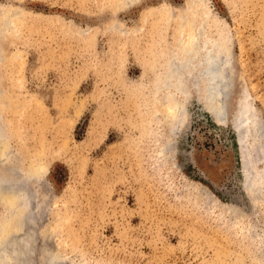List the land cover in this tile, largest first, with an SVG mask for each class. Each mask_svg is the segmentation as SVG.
Segmentation results:
<instances>
[{"label": "rangeland", "instance_id": "rangeland-1", "mask_svg": "<svg viewBox=\"0 0 264 264\" xmlns=\"http://www.w3.org/2000/svg\"><path fill=\"white\" fill-rule=\"evenodd\" d=\"M125 1L0 0V159L45 172L34 264H264V196L243 189L264 171V0ZM202 21L228 57L222 126L198 69L183 116L156 91Z\"/></svg>", "mask_w": 264, "mask_h": 264}, {"label": "bare ground", "instance_id": "bare-ground-1", "mask_svg": "<svg viewBox=\"0 0 264 264\" xmlns=\"http://www.w3.org/2000/svg\"><path fill=\"white\" fill-rule=\"evenodd\" d=\"M135 1L138 0H130L129 2L125 1V3H127V6H129V4L131 5ZM127 6H125V8ZM1 12H3V14L6 15L9 19L10 16H14L13 13L15 11L13 12L11 10H2L1 8L0 14ZM205 26L206 25L204 24L203 21L200 27L198 26L196 27V25H194L191 30L190 41L188 44H185L184 41H179V43H175L176 45H174L173 49L169 48L168 52H166V54L162 56V59L159 62V67H160V71L158 74L159 83H158V87L156 88V91L158 92L162 90L161 92L166 93V97H167L166 100L170 102L172 106L171 111L173 110L172 117L175 115L183 116V113H185L184 111H186L184 109L183 101L182 99H176L175 95H180V97L182 98L187 97L188 87L186 85V79L192 74L194 69H198L199 75L202 78L201 91L203 93L202 101L206 104L205 111L211 115V117L213 118L216 124L222 126L224 125V121H226L225 120L226 110L223 111V118H221L220 115L221 112L219 109H220V103L222 101V93L224 92V90L222 89L223 86H225L224 85L225 82H227L225 81L226 79L225 74L228 73H226L225 68L228 64V57L224 55L225 54L224 53L225 50L223 47L224 45L222 46L220 42H217L216 40H213L211 37L207 36L205 31L206 28ZM224 94L225 92L223 93V96ZM249 112L250 114L253 113L251 110L249 111L247 107L246 109L242 108V113L244 114L246 113L245 117L247 118H245L244 120L241 115L237 117L235 120L236 128L238 129V133L236 136L237 142H240L239 144L243 147V150H245L246 154L247 152L249 154V149L245 144L246 143L245 140L248 134L247 131H243L242 123L244 121H247L248 125L251 124V126L254 129L252 132V136L254 134L255 136H257L256 138L258 139L263 138L262 134L264 133V132L262 133V126L258 118L256 116H248ZM173 121L174 120L170 118L169 126L172 133H174V130L177 129L176 127L181 124L180 121L174 123ZM167 149L169 150V147ZM5 150L6 152H9L8 148ZM0 154H1V149H0ZM6 156L8 157L7 154ZM10 156L11 155H9V157ZM26 167L27 168L24 169L23 173L19 174L17 170L16 177L13 178L12 183H9L7 185L0 184V255L6 252L18 253L19 251L29 255L33 251L32 235L36 234V231H34L35 223L33 222V218L35 217L37 207L39 209V206L33 204L32 202L33 194H34L33 192L35 191L29 189L28 187L31 179L35 178V180L36 179L38 180L40 175L42 176L45 172L44 170L42 171L41 168H38L37 170L35 168V170H33V169H29L27 165ZM245 179H246V183H244L243 189L247 190L250 195L252 194L255 195L257 193L258 195H261L262 198L264 196V171L257 173H252L251 171H248L245 176ZM256 182H258L259 185ZM40 185L42 186V184ZM40 189L43 188L40 187ZM31 192L33 193L32 195ZM38 197H41V195H38ZM41 199H42L41 203H43L44 198L41 197ZM262 200H264V198H262ZM41 209L37 213H39L40 211H41L40 213H43L44 210ZM36 236L38 237V235ZM1 261L2 260H0V264H4ZM5 264H9V263L6 262ZM50 264L53 263L50 262Z\"/></svg>", "mask_w": 264, "mask_h": 264}, {"label": "water", "instance_id": "water-1", "mask_svg": "<svg viewBox=\"0 0 264 264\" xmlns=\"http://www.w3.org/2000/svg\"><path fill=\"white\" fill-rule=\"evenodd\" d=\"M225 81H227V82H225V84H224L225 86H223V89H222V90H224L225 94L223 96L224 92L222 93V101L220 103V109H219L221 112V114H220L221 118H223V111L226 110L224 100H225V97L227 94V89L229 88V77L227 75H226ZM253 130L254 129L252 127V129L250 131L251 136H252ZM1 142L2 141H1V135H0V144H1ZM4 156H6V155H4ZM16 172L17 171L14 167H12L11 165L5 164V159H0V184L7 185L9 183H12L13 178L16 177ZM256 183H258V182H256ZM31 195H32V192H31ZM32 236H33L32 241L35 242L36 241L35 240L36 234L32 235ZM32 247H33V251L29 255H27L21 251H19L18 253H15V252L7 253L6 252V253L0 255L1 256L0 260H2L1 262H4V263H6L8 261L9 264H34L33 254L36 253V250H35L34 246H32ZM50 257H52L54 259V256L52 254H50ZM47 261H48V259H46V262ZM52 262H54V261H52Z\"/></svg>", "mask_w": 264, "mask_h": 264}]
</instances>
